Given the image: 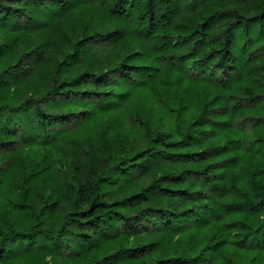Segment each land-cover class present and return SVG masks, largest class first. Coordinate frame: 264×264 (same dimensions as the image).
<instances>
[{
  "label": "trees",
  "instance_id": "obj_1",
  "mask_svg": "<svg viewBox=\"0 0 264 264\" xmlns=\"http://www.w3.org/2000/svg\"><path fill=\"white\" fill-rule=\"evenodd\" d=\"M0 39V264H264V0H0Z\"/></svg>",
  "mask_w": 264,
  "mask_h": 264
},
{
  "label": "rangeland",
  "instance_id": "obj_2",
  "mask_svg": "<svg viewBox=\"0 0 264 264\" xmlns=\"http://www.w3.org/2000/svg\"><path fill=\"white\" fill-rule=\"evenodd\" d=\"M232 8H234V11L237 12V13L241 12L240 4H238V3L237 4H231V5L225 4L222 7V10L224 12H226L227 15H230L233 18L234 13L232 11ZM95 9H96V7H95ZM219 23L222 24V26L226 25V23L223 20L219 21ZM104 26H105V30H110L111 29V26L108 23H105ZM179 35H180L179 31L178 30L175 31L174 36L178 37ZM252 37H253V35H252ZM234 41H235L236 45L237 44L239 45V47H243L244 46V49L242 51H247L248 48L251 46L250 40L248 42L246 40V38L243 37L242 35H240V37L235 39ZM1 42H2V39H0V43ZM263 51H264V49H263ZM250 52L251 51L248 50L247 54H249ZM252 54H253L252 55V58H253L255 56L253 51H252ZM197 57H199V56L197 55ZM195 58L196 57H191L189 59V62L195 60ZM25 60L26 59H24V61ZM262 68H263V66L260 65L259 70H262ZM218 71L220 72V70H218ZM180 90H181V88L177 87L174 91L176 93H179ZM43 91H44L43 89H37L36 91H33L31 85H29L27 83H23L22 85H20L17 88V94L21 98L30 96V98H32V99H37V98H39L41 96ZM259 103H261V102H259ZM257 105H260V104H257ZM144 112L147 115L150 116V120L155 124V127H156L155 129H163V130H166L167 132H170V130L172 129V126L170 125V123L167 120H165L163 118L162 115L157 114L158 112H157V110L155 108V105L153 104L151 99H147V103L144 106ZM133 125H134V127L138 126V122H135L134 118H126V117H124L122 119V127H121L122 131L120 132V134H121L120 137L124 136V134H127V137H125L127 142L129 144L133 145L134 147H137V143L139 141V137L137 136L136 133L131 132V129H132ZM235 125L236 126H240L247 134H249V135L251 134V127H252V122L251 121H249V120H244L243 121L242 120V123L241 122H236ZM76 126H77V120L74 119V120H72V122H70L68 128H69V130H73V129L76 128ZM20 134H21V132H18L16 135H13V136H11L8 139L5 138V139L0 140V166L1 167L4 168L6 166V164L11 162V158L5 156L4 154L10 153V152L16 150L15 148H17L21 144V139L22 138H21ZM249 139L250 138L248 136L247 140H249ZM4 148H6V150H3ZM78 152H79V154L81 156H85L87 154V151L83 147L79 148ZM58 159H61V160H58L57 163L64 170L65 169V163H64L65 158H58ZM143 222H144L143 220H139V222L137 224H135V226L139 227L140 224L143 223Z\"/></svg>",
  "mask_w": 264,
  "mask_h": 264
}]
</instances>
